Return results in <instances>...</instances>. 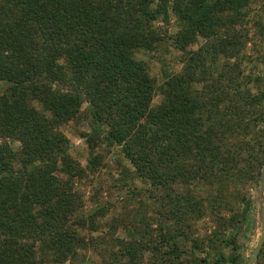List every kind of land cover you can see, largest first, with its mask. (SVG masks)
Returning <instances> with one entry per match:
<instances>
[{
	"label": "trees",
	"instance_id": "1",
	"mask_svg": "<svg viewBox=\"0 0 264 264\" xmlns=\"http://www.w3.org/2000/svg\"><path fill=\"white\" fill-rule=\"evenodd\" d=\"M248 5L247 0H0L1 13L5 8L24 14L0 22V80L6 84L0 92V138L12 137L21 145L15 151L6 140L0 142V264H42L46 256L54 262L74 259L84 248L83 232L96 228L102 213L98 208L81 211L83 200L73 180L84 168L71 157L68 138L57 130L83 102L90 110L91 131L85 137L91 160L100 136L122 145L137 175L150 180L154 189L170 179L160 172L162 164L174 169L180 164L178 154L191 160L187 155L195 144L194 155L199 154L202 163L175 171L172 178L182 175L183 182L190 183L209 169L229 179L226 164L247 161L239 156L241 143L231 150L224 147L228 129L221 131L218 117L197 132L202 117L197 112L204 104L191 98L187 79L171 75L158 86L133 53L152 47L158 35L151 22L165 20L169 12L181 24L177 46L186 51L196 35L210 36L217 13L236 12L242 21ZM258 24L257 34L264 36V24ZM224 48L229 45L216 54L226 52ZM157 90L163 100L152 105ZM261 96L250 97L254 102ZM32 99L50 111L52 119L37 110ZM175 214L177 220L188 215L184 210ZM190 227L183 222L176 229ZM161 231L167 244L179 236ZM181 233L186 236L185 230ZM192 242L197 248L192 250L193 264H211L204 246ZM146 245L120 241L118 256L105 264H140ZM209 248L214 250L213 245ZM203 250L198 258L196 252ZM165 253V264H187L174 243ZM224 259L221 253L214 256L218 264Z\"/></svg>",
	"mask_w": 264,
	"mask_h": 264
},
{
	"label": "rangeland",
	"instance_id": "2",
	"mask_svg": "<svg viewBox=\"0 0 264 264\" xmlns=\"http://www.w3.org/2000/svg\"><path fill=\"white\" fill-rule=\"evenodd\" d=\"M161 1L164 2L154 0V3ZM247 1L249 5L244 9L246 14L242 21L236 19V12L217 13L213 17L210 36L196 35L186 45V51L177 46L176 36L181 24L175 13L169 12L165 20L158 18L151 22L158 35L152 47L140 48L133 53L134 58L145 63L158 86L171 75L187 79L191 98L204 104L197 112L202 115L197 132H203L210 124L208 120L218 117L221 131L228 129L224 147L231 150L241 143L243 153L239 156H245L247 161L227 163L225 169L229 179L211 173L209 169L204 170L203 178L190 183H184L182 175L172 178L175 171L181 173L184 167L190 170L197 161L202 163L201 156L194 155L197 153L194 151H198L195 144V150L187 155L191 160L178 154L180 164L174 169L162 164L160 172L167 173L170 179L166 185L154 189L150 180L137 175L122 145L109 144L100 136L94 144L91 160L85 137L91 131L90 110L83 102L78 113L58 125L57 130L68 138L71 157L84 168L81 176L73 180V187L83 200L81 211L98 208L102 214L96 218L94 230L83 232L84 248H79L76 258L54 262L46 256L42 264H105L118 256L120 241L128 240L147 244L148 248L141 253L140 264L155 261L165 264V252L171 250L173 243L182 254V262L193 264L192 250L197 249L193 246L194 239L210 253L211 264H218L214 256L219 253L225 258L221 264H245L261 235L259 189L264 163V98L261 96L253 102L250 97L259 93L264 95V36L257 34L258 23L264 24V0ZM1 11L0 22L24 15L5 8ZM223 39L230 43L223 44ZM224 45H229L228 49L224 48L226 52L216 54L215 51ZM5 88L6 84L0 80V92ZM158 90L153 95L152 105L163 100ZM31 104L52 119L51 112L37 99H32ZM2 140H6L13 150L20 149L15 138H0V142ZM14 167L20 170V165ZM177 195L183 196L176 198ZM245 201L249 203L247 209ZM182 210L188 215L184 220H177L175 213L178 211L180 216ZM183 222L191 224L190 229H176ZM165 225L171 229H164ZM160 230L163 234L170 232L179 236L167 244L162 240ZM181 230H185L186 236ZM150 232L152 236L148 234ZM232 238L235 244L231 242ZM211 245L214 246L212 251ZM196 255L202 258L204 250ZM253 264H264V244Z\"/></svg>",
	"mask_w": 264,
	"mask_h": 264
},
{
	"label": "water",
	"instance_id": "3",
	"mask_svg": "<svg viewBox=\"0 0 264 264\" xmlns=\"http://www.w3.org/2000/svg\"><path fill=\"white\" fill-rule=\"evenodd\" d=\"M259 191L261 192V199H260L261 202H260V210H259L260 221H261V235L254 250L249 255V257L246 258L245 264H253L255 262L264 244V163L262 167Z\"/></svg>",
	"mask_w": 264,
	"mask_h": 264
}]
</instances>
